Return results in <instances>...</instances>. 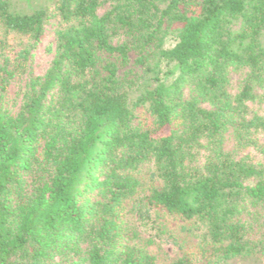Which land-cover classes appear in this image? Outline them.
<instances>
[{"label": "trees", "instance_id": "obj_1", "mask_svg": "<svg viewBox=\"0 0 264 264\" xmlns=\"http://www.w3.org/2000/svg\"><path fill=\"white\" fill-rule=\"evenodd\" d=\"M163 243L264 264V0H0V264Z\"/></svg>", "mask_w": 264, "mask_h": 264}, {"label": "rangeland", "instance_id": "obj_2", "mask_svg": "<svg viewBox=\"0 0 264 264\" xmlns=\"http://www.w3.org/2000/svg\"><path fill=\"white\" fill-rule=\"evenodd\" d=\"M50 37L48 36L42 44L41 49L36 54V59L39 64H41L40 71H44L48 67L50 56L44 53V47L48 44ZM170 43V42H169ZM167 43V44H169ZM193 226L189 223H184L182 220L171 219L169 221V227L172 229L174 234L179 237L180 244L184 246L185 249L194 248L195 243L198 241L197 231L190 229H183L182 226ZM163 251H159V259L157 264H169L171 259H174L177 254H179L178 247L173 243H163ZM255 259L252 257H239L232 259L229 264H255Z\"/></svg>", "mask_w": 264, "mask_h": 264}]
</instances>
